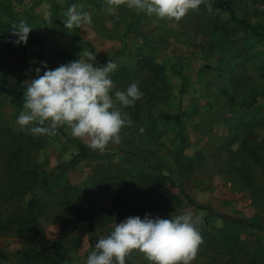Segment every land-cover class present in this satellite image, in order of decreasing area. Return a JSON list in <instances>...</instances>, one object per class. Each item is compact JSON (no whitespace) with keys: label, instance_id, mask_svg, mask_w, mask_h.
I'll list each match as a JSON object with an SVG mask.
<instances>
[{"label":"rangeland","instance_id":"1","mask_svg":"<svg viewBox=\"0 0 264 264\" xmlns=\"http://www.w3.org/2000/svg\"><path fill=\"white\" fill-rule=\"evenodd\" d=\"M231 1L238 17L260 34L222 11L189 10L176 22L123 3L108 7L106 0H0V35H9L5 28L21 22L36 35L7 55L0 52V72L22 76L25 85L35 78L30 69L40 62L55 69L91 52L94 67L110 60L118 65L111 74L115 90L138 81L143 93L124 109L133 123L122 129L119 145L109 143L103 151L109 156L82 161L57 180L48 177L49 191L29 193L40 199L43 239L30 241L17 233L13 220L23 215L28 198L0 203V264H23L27 249L42 255L40 264H83L97 239L115 223L145 213L167 219L186 210L202 216L213 235L237 238L236 248L226 246L221 254L200 255L199 248L193 264H264V0ZM73 3L91 15L90 25L65 28ZM141 58L162 67L156 78L138 68ZM178 106L184 114L179 125L162 119ZM22 108L17 110L7 88L0 90V126L21 133L15 121ZM63 128L54 136L23 132L0 143L1 199L15 180L7 164L14 146L22 145L29 160L44 171L71 158L76 145L67 139L71 129ZM76 139L87 146L86 140ZM245 143L260 162L245 151ZM153 179L168 194L158 197ZM149 184L156 190L149 195L154 204L138 214L133 201L141 189L148 196ZM172 194L181 202L171 207ZM99 210L112 212L111 219L92 228H70L78 216ZM126 264L149 262L134 251Z\"/></svg>","mask_w":264,"mask_h":264},{"label":"clouds","instance_id":"2","mask_svg":"<svg viewBox=\"0 0 264 264\" xmlns=\"http://www.w3.org/2000/svg\"><path fill=\"white\" fill-rule=\"evenodd\" d=\"M122 3L130 10L176 22L201 4L212 11L211 0H106L108 7ZM91 23V15L77 4L67 8L66 29ZM31 31L30 25L21 22L14 27L17 39L12 42L26 45ZM83 55L84 59L55 69H48L43 61L30 69L35 78L25 82L23 108L15 123L21 132L34 137L54 136L59 128L67 126L73 138L86 140L89 149L103 152L109 143H121L122 129L133 123L124 109L133 107L143 93L138 81L131 82L123 91L115 90L111 74L118 65L110 60L102 67H94L96 55ZM202 224L203 217L190 210L170 214L167 219L153 217L151 213H145L143 218L129 216L97 239L83 264H126L134 251L141 253L149 264H193L203 244L199 227Z\"/></svg>","mask_w":264,"mask_h":264},{"label":"trees","instance_id":"3","mask_svg":"<svg viewBox=\"0 0 264 264\" xmlns=\"http://www.w3.org/2000/svg\"><path fill=\"white\" fill-rule=\"evenodd\" d=\"M212 11L209 12L208 8L201 4L197 9L202 12L214 13L217 11L225 12L229 19L233 22L240 24L241 26L249 29L254 34H260L257 27L253 26L249 21L245 18L238 17L234 4L231 0H211ZM6 32L9 35H0V39L2 40L3 47L0 48V52L7 55L11 52L13 48L17 46L12 41L16 40L17 37L13 35L14 27L8 25L6 28ZM6 33V34H7ZM35 33L32 31L29 33V39L35 40ZM139 69L148 70L153 77L156 78L158 72H160L161 66L153 63L149 59L141 58L138 66ZM7 88L8 95L10 97L11 102L17 107L19 111L23 106V93H24V78L22 76H8L4 73L0 72V90ZM20 113V112H19ZM18 113V114H19ZM183 112L181 106H178L175 110L174 114L164 113L161 115L162 119L165 121H174L176 125H179ZM60 133L64 132V128L61 127L58 129ZM21 132L19 134H15L11 131L9 127L0 126V143L8 138L13 140L18 139L19 135H23ZM66 136V135H65ZM70 142H73L76 145V152L71 156V158L67 162H62L55 166V168L51 171H44L39 168L35 163H32L29 160L28 153L24 151V147L22 145H16L13 147V150L9 154L7 158V164L11 167L12 172H14L15 180H12L10 188L6 191L4 199L0 197V203L4 201H9L13 198H28L26 201V208L23 211V215L16 216L14 223L17 224V233L25 237L27 239H43L45 237L44 227L39 221L37 216V210L40 208V199L36 196H29L31 191H49L51 185L49 184L48 177H52L53 180H57L59 175H62L67 169L77 165L78 163L86 160H94L100 159L106 156H109L111 153L99 152L89 149L86 145L80 142L78 139L73 138L71 135L67 136ZM183 138V137H182ZM245 151L250 155V157L256 162H260L261 159L257 156L255 150L249 146V144L245 143ZM21 159L25 160L24 163ZM21 165V166H17ZM39 175H41L39 177ZM153 184L157 187V191L155 187L151 184L147 187V190L150 191L148 196L142 189L139 192L137 198L133 201V208H136V212L138 214H143L154 204L152 202L151 196L154 191L160 197L161 195H165L168 193H163V189L161 183L158 180L153 179ZM66 190L68 187H64ZM181 200L172 194L170 206H175L180 203ZM168 205H165L163 208H167ZM202 207V206H200ZM112 212H104L99 210L95 213H89L85 215L78 216L75 221L71 224L70 228H79L84 225H87L89 228H92L96 224H103L104 222L111 219ZM239 223H243V220H238ZM202 238L205 239V244L200 247L202 251L199 253L203 254H221L226 246L232 247V249L236 248L237 238L230 236H222L217 237L210 233L208 230L209 224L206 220H203V224L199 226ZM67 231H70L68 228ZM41 254L32 249H27L23 258V264H40ZM64 256V255H63ZM63 256H60L61 258Z\"/></svg>","mask_w":264,"mask_h":264}]
</instances>
